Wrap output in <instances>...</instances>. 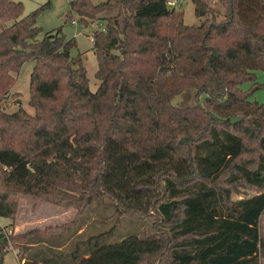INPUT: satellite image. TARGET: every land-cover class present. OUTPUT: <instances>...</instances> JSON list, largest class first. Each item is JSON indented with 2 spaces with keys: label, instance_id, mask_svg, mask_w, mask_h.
<instances>
[{
  "label": "trees",
  "instance_id": "16d2710c",
  "mask_svg": "<svg viewBox=\"0 0 264 264\" xmlns=\"http://www.w3.org/2000/svg\"><path fill=\"white\" fill-rule=\"evenodd\" d=\"M171 1H70L68 17L105 20L92 33L93 91L77 38L63 26L39 37L51 1L26 13L24 1L0 0V216L12 220L0 223V264L11 248L22 264H264V101L249 99L264 85V0H224L220 17L193 0L192 24ZM31 59L35 111H8ZM190 88L207 95L173 101ZM242 189L253 193L232 198ZM24 199L77 217L15 232ZM94 202L115 225L80 231L64 253ZM123 217L152 219V230L101 242Z\"/></svg>",
  "mask_w": 264,
  "mask_h": 264
},
{
  "label": "rangeland",
  "instance_id": "374dc122",
  "mask_svg": "<svg viewBox=\"0 0 264 264\" xmlns=\"http://www.w3.org/2000/svg\"><path fill=\"white\" fill-rule=\"evenodd\" d=\"M25 4V12H29L41 4L51 1V5L44 9L38 16V24L43 26L44 30L40 33L39 37H43L46 31L53 30L59 26H63L64 31L69 37L75 36L78 44L72 49V54H80L83 58L84 64L87 67V74L89 77L90 88L95 91L101 80L96 76L98 69V59L95 52V47L91 35L97 27L102 25L105 20L100 18L88 25L79 21L77 13L73 14V18L68 17L66 13L70 9L71 0H22ZM99 1V0H95ZM175 3H171L172 6L184 11V20L186 23H197L201 18L195 11V5L193 0H172ZM209 6L214 8L218 17L222 16L225 12L224 0H205ZM114 13V11H110ZM76 20V22H73ZM35 60H27L21 70L16 74L17 82L12 89L6 94L1 105L8 111L18 109L20 106L25 108L28 112L34 113L35 109L29 103L30 98V77L31 71ZM256 80L264 84V70L258 68L255 69ZM250 85V82L242 83V87L246 88ZM206 92L198 93L196 89L190 88L185 92L178 94L174 98V102L180 105L193 104L198 100H203L206 96ZM249 99L263 102L264 101V85L261 88L256 89ZM253 193L252 190L242 189L240 192H233L232 198L236 199L241 196ZM78 209L71 207L65 208L56 205L51 202H38L35 203L28 199H24L21 202L19 210L18 227L17 222L14 223L13 229L15 232L25 231L27 229L38 227L44 229L48 225H59L65 222H69L77 217ZM116 213L110 209L105 208L96 202L92 203L85 210L82 218V227L77 232H69V238L65 239L62 245V251L69 253L72 249L76 239L79 238L78 233L83 230L84 235H92L95 232L107 231L115 225ZM81 218V217H80ZM79 218V219H80ZM10 218L0 216V221L6 223ZM12 227L11 223L5 224ZM16 227V228H15ZM152 219L141 221L138 219L123 217L119 224L113 228L109 233L104 235L101 242H116L123 237L131 234L144 235L148 228L152 230ZM17 231H16V230ZM82 237H86V236ZM18 255V254H17ZM15 250L11 248L6 256L3 264H20V258L17 257ZM64 255V254H63ZM72 256V253H71Z\"/></svg>",
  "mask_w": 264,
  "mask_h": 264
},
{
  "label": "crops",
  "instance_id": "0c3cea01",
  "mask_svg": "<svg viewBox=\"0 0 264 264\" xmlns=\"http://www.w3.org/2000/svg\"><path fill=\"white\" fill-rule=\"evenodd\" d=\"M18 216H19V213H18ZM18 216H17V219H18ZM12 222V220L11 219H9L6 223H3V222H1L0 221V223L1 224H3V225H5V224H9V223H11ZM17 222V227H18V225H19V223H18V220H15V222L14 223H16ZM16 228V227H15ZM16 230V229H15ZM17 231V230H16ZM14 250H15V253H16V255L18 254V249H16V248H13ZM6 256V255H5ZM17 257H18V255H17ZM5 260V259H4ZM20 261V264H22V261L21 260H19ZM4 263V262H3ZM2 263V264H3Z\"/></svg>",
  "mask_w": 264,
  "mask_h": 264
},
{
  "label": "water",
  "instance_id": "95a60500",
  "mask_svg": "<svg viewBox=\"0 0 264 264\" xmlns=\"http://www.w3.org/2000/svg\"><path fill=\"white\" fill-rule=\"evenodd\" d=\"M239 119V116L237 115V116H231L230 117V121L231 122H235L236 120H238Z\"/></svg>",
  "mask_w": 264,
  "mask_h": 264
},
{
  "label": "built area",
  "instance_id": "2783aa9c",
  "mask_svg": "<svg viewBox=\"0 0 264 264\" xmlns=\"http://www.w3.org/2000/svg\"><path fill=\"white\" fill-rule=\"evenodd\" d=\"M175 3L174 1H171L170 3ZM73 22H76V20H73ZM91 39L93 40V35H91Z\"/></svg>",
  "mask_w": 264,
  "mask_h": 264
}]
</instances>
